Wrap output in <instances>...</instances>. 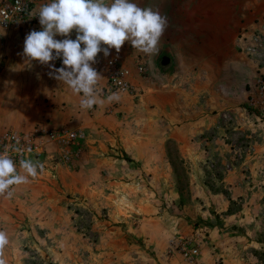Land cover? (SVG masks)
I'll use <instances>...</instances> for the list:
<instances>
[{
  "label": "rangeland",
  "instance_id": "1",
  "mask_svg": "<svg viewBox=\"0 0 264 264\" xmlns=\"http://www.w3.org/2000/svg\"><path fill=\"white\" fill-rule=\"evenodd\" d=\"M30 31L0 29V40H24ZM92 67L102 76L98 103L82 110L78 96L68 122L30 131H77L83 137L48 140L43 154L27 158L42 163L43 171L12 186L10 199L18 204L11 219L0 221L9 241L0 260L190 264L169 249L171 240L182 237L198 244L196 264H264V125L249 114L245 135L228 129L219 145L214 135H197L192 142L201 158H182L176 142L165 139L144 92L110 103L111 94L102 95L104 74ZM232 173L245 185L223 188ZM210 193H223V201H213Z\"/></svg>",
  "mask_w": 264,
  "mask_h": 264
},
{
  "label": "crops",
  "instance_id": "2",
  "mask_svg": "<svg viewBox=\"0 0 264 264\" xmlns=\"http://www.w3.org/2000/svg\"><path fill=\"white\" fill-rule=\"evenodd\" d=\"M134 2L168 18L158 51L145 56L125 42L119 53L115 49L111 52L133 70L139 64L146 66L147 74H135L132 81L144 92V102L154 106L151 110L160 117L165 139L176 142L182 158L191 159L202 156L192 142L197 135H214L215 145L228 129L245 135L249 114L243 108L256 93L259 74L239 50V40L258 28L264 0ZM75 35L73 31L69 38L75 39ZM23 45L24 40H0V137L7 126L24 133L36 125L57 128L68 122L71 115L67 111L78 100L66 85L48 75V67L35 61L31 68L26 67L18 55ZM163 57L170 60L166 66L161 65ZM51 63L56 68L62 66L59 59ZM257 139L261 141L260 136ZM222 182L223 188L245 185L240 175L233 173ZM210 196L220 202L224 199L223 193ZM16 203L0 196V221L11 219L10 210ZM182 226L186 233L187 226Z\"/></svg>",
  "mask_w": 264,
  "mask_h": 264
},
{
  "label": "clouds",
  "instance_id": "3",
  "mask_svg": "<svg viewBox=\"0 0 264 264\" xmlns=\"http://www.w3.org/2000/svg\"><path fill=\"white\" fill-rule=\"evenodd\" d=\"M34 16L38 17L41 30H32L25 36L23 51L18 55L28 68L33 61L48 67L51 78L80 96L82 110L92 109L100 96L97 85L102 76L92 67L98 53L102 52L104 57L112 49L119 53L128 42L136 52L153 56L169 25L166 16L142 8L134 0H48ZM73 31L75 39L69 38ZM57 36L65 38L58 40ZM57 59L62 65L59 68L51 63ZM107 100L118 102L120 97L112 93ZM19 169L7 150L0 152V196L10 198L12 186L37 178L43 164L21 158ZM8 242L7 234L0 231V250ZM0 264L5 262L0 260Z\"/></svg>",
  "mask_w": 264,
  "mask_h": 264
},
{
  "label": "built area",
  "instance_id": "4",
  "mask_svg": "<svg viewBox=\"0 0 264 264\" xmlns=\"http://www.w3.org/2000/svg\"><path fill=\"white\" fill-rule=\"evenodd\" d=\"M45 3L47 0H0V29L4 32L40 31L38 17L34 15ZM239 43V50L251 60L259 74L255 84L256 93L248 98L243 111L252 114L264 124V16L261 17L258 28L253 30L248 37L240 36ZM94 65L99 67L104 74L105 85L102 95L117 93L119 96L135 98L142 93V90L133 83L132 79L135 74L138 76L147 74L145 65H136L133 70L124 64L118 56L104 57L102 52L97 54ZM82 137V133L77 131L67 133L63 130L42 131L36 129L24 133L8 130L0 137V152L7 150L16 162L19 171V160L43 154L48 140L69 143L78 141ZM16 149L20 151L17 152ZM169 247L170 251L176 250L188 263H195L199 256L198 244L182 237L171 240Z\"/></svg>",
  "mask_w": 264,
  "mask_h": 264
},
{
  "label": "water",
  "instance_id": "5",
  "mask_svg": "<svg viewBox=\"0 0 264 264\" xmlns=\"http://www.w3.org/2000/svg\"><path fill=\"white\" fill-rule=\"evenodd\" d=\"M169 58L168 57H163L161 60V65L166 66L169 63Z\"/></svg>",
  "mask_w": 264,
  "mask_h": 264
},
{
  "label": "trees",
  "instance_id": "6",
  "mask_svg": "<svg viewBox=\"0 0 264 264\" xmlns=\"http://www.w3.org/2000/svg\"><path fill=\"white\" fill-rule=\"evenodd\" d=\"M261 258L264 260V254L261 255ZM261 258H260V260H262Z\"/></svg>",
  "mask_w": 264,
  "mask_h": 264
}]
</instances>
